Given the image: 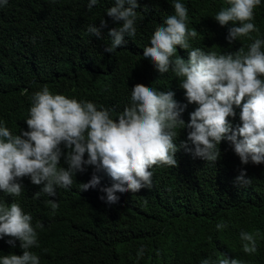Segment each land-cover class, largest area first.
I'll list each match as a JSON object with an SVG mask.
<instances>
[{
	"label": "trees",
	"instance_id": "1",
	"mask_svg": "<svg viewBox=\"0 0 264 264\" xmlns=\"http://www.w3.org/2000/svg\"><path fill=\"white\" fill-rule=\"evenodd\" d=\"M173 2L138 0L136 35L125 36L126 44L111 54L105 52L111 43L108 33L120 26L106 15L114 0H98L91 10L89 0H8L0 7V121L13 134L27 131L31 96L44 85L53 94L110 109L115 118L129 105L131 88L143 84L175 92V100L187 105L181 117L187 124L196 106L187 103L178 78L171 72L161 76L143 57L155 28L174 14ZM180 2L188 9V27L199 33L189 41L192 48L231 53L252 42L241 38L229 43V29L239 24L221 27L214 20L225 0ZM101 20L106 27L100 28ZM253 22L264 38V0ZM90 25L100 28L99 38L87 32ZM177 54L188 59L186 50L177 47ZM235 111L236 117L229 118L234 129L241 123L240 109ZM188 131L177 129V167L153 166L151 188L116 193L115 204L106 203L100 190L113 181L92 166L74 175L68 189L57 188L54 197L41 193L34 199L43 185L25 177L19 181L21 195L0 192V202L15 200L32 216L34 227L43 224L36 228L38 246L30 249L40 264H201L219 254L243 264H264V164H241L226 140L219 145L221 157L215 164L194 158L180 147ZM60 163L67 168L63 156ZM241 171L251 179L249 185L237 182ZM93 174L100 184L82 191L81 184ZM49 200L57 202L55 210ZM221 222L227 227L218 230ZM242 231L258 233L256 253L242 251ZM9 239H0V256L22 255L20 242L12 246Z\"/></svg>",
	"mask_w": 264,
	"mask_h": 264
},
{
	"label": "clouds",
	"instance_id": "2",
	"mask_svg": "<svg viewBox=\"0 0 264 264\" xmlns=\"http://www.w3.org/2000/svg\"><path fill=\"white\" fill-rule=\"evenodd\" d=\"M7 3L2 0L0 7ZM97 3L98 0H89L88 8L91 10ZM260 4L261 0H225L215 14L214 20L221 27L230 22L239 24L229 29V43L241 38L252 41L231 53L192 48L189 41L199 33L188 27V9L180 0L173 2L174 14L155 28L143 57L161 76L171 72L178 78L187 103L196 106L187 124L181 118L187 105L178 103L171 90L135 84L129 105L113 118L110 109L53 94L47 85L42 86L31 96L25 120L27 131L13 134L0 121V192L19 197L23 191L19 181L28 177L33 185H43L34 199L41 193L54 197L57 188L68 189L74 175L92 166L96 173L103 172L113 181L110 187L100 190L106 194V203L115 204L119 200L116 193L150 189L153 166L177 167V129L189 130L180 147L194 158L215 164L221 157L219 145L226 140L241 164H264V38H260L253 22ZM139 7L138 0H114L106 10V15L120 26L109 31L111 43L105 52L112 54L126 44L125 36L136 35ZM103 27L105 20L100 21ZM100 28L90 25L87 32L99 38ZM177 47L188 52L187 60L177 54ZM236 108L240 109L241 123L234 129L229 118L236 117ZM62 156L67 168L61 166ZM237 182L249 185L251 179L241 171ZM99 184V176L93 174L81 188L87 191ZM48 203L53 210L58 207L57 202ZM42 227L40 222L34 227L32 216L25 214L15 200L11 204L0 202V239L11 238L8 243L12 246L19 241L23 250L22 255L0 256V264H40L38 255L30 249L38 246L36 228ZM216 227L219 230L227 225L221 222ZM256 235L240 232L245 254L256 253ZM142 255L143 248L137 253L138 257ZM201 264L243 262L219 254L215 259H202Z\"/></svg>",
	"mask_w": 264,
	"mask_h": 264
}]
</instances>
